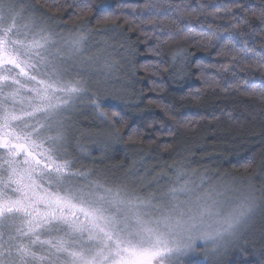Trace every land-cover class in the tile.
I'll return each instance as SVG.
<instances>
[{"label": "snow or ice", "instance_id": "obj_1", "mask_svg": "<svg viewBox=\"0 0 264 264\" xmlns=\"http://www.w3.org/2000/svg\"><path fill=\"white\" fill-rule=\"evenodd\" d=\"M65 7L68 4L61 0H42L43 11L32 7L25 19L26 31L22 40L10 41V29L0 27V80H12L18 86L13 95H19L21 101L27 100L20 113L9 114L0 99V164L5 162L6 157H14L8 162L21 166L22 174L27 177L26 189L29 190L20 207L0 201V217L5 212L15 211H22L28 217L29 230L24 235H31V239L27 243L20 241L16 249L17 258L12 264H43L44 261L48 264H66L60 253L70 257V264H193L191 257L198 255V249L203 252L208 264H211V260L221 264L220 257L227 251L241 222L251 211V203L242 201L225 212L219 199L222 191L212 188L197 192V179L203 183L204 176L197 169H189L182 163L172 169L173 176L159 198L139 195L126 183L108 184L89 172L74 171L69 153L73 137L68 117L75 101L85 98L88 86L82 79H67L64 65L67 59L84 55L89 33L81 31L58 38L50 18L61 13ZM94 7L98 24L117 20L123 15L129 30L140 28L145 36H148V32L141 25L156 24L153 32L160 34L154 35L157 43L149 51L157 57L162 56V46L170 41L183 37L193 43L191 38L199 37L194 41L197 45L216 49V56L231 57V69L221 65L229 86L264 103V85L249 81V77L256 73L264 81V6L259 9L243 3L228 6L231 15L230 19L225 18L227 23H216L220 18L213 13L211 20L205 16L197 22L200 28L211 30L202 32H196V24L184 20L187 9L180 10L179 4L176 5L179 18L159 11L152 12L151 9L156 7L155 0H148L142 6V13L135 15L140 7L138 5H120L118 12H109L103 6H94L93 0H81L73 15L79 18L93 12ZM125 7H130L132 13L126 14ZM37 12L38 16L33 15ZM238 13L253 16L259 13L260 31L251 33L261 37L258 45H249L248 21ZM165 21H175L177 31L165 29ZM221 29L237 36L242 46L238 48L230 36L222 38ZM121 47L126 55L134 52V46L130 44H122ZM101 52L104 53L103 68L107 79L116 74L120 63L112 56L107 44ZM5 65L10 68H5ZM188 67L187 52L142 65L145 72H151L154 76L167 72L174 82L185 78L182 73ZM197 67L201 68L200 76L204 78L202 69L216 65L197 64ZM12 69L24 79H13L8 75ZM150 83L153 90L163 87L157 80H150ZM204 83L210 87L219 86L215 80L210 82L205 79ZM24 91L29 95L24 96ZM202 92V88H197L195 93L189 95L198 100ZM2 97L3 85H0ZM86 98L91 101L97 119L107 129L105 148L125 139L128 143L141 140V130L129 127L126 115L119 106L105 105L95 96ZM149 103L160 107L167 120V123L160 122L161 128L166 129L169 136L175 134L172 122L190 129L197 119H205L203 116L178 118L170 105L152 99ZM9 115L15 124L10 123ZM213 119L218 117L213 116ZM154 123L150 121L147 127H153ZM121 129H127V132L121 135ZM78 151L85 153L86 149L79 145ZM74 177H83L84 183H78ZM69 243L78 244L79 248H70ZM37 244L48 246L47 249L41 247L45 255H38L33 250ZM85 245L88 247L85 248ZM86 251L89 254L86 255ZM0 264H6L2 237ZM236 264H240L238 259ZM260 264H264V260Z\"/></svg>", "mask_w": 264, "mask_h": 264}, {"label": "trees", "instance_id": "obj_2", "mask_svg": "<svg viewBox=\"0 0 264 264\" xmlns=\"http://www.w3.org/2000/svg\"><path fill=\"white\" fill-rule=\"evenodd\" d=\"M28 3L32 7L41 8L42 0H11L12 4ZM68 7L51 18L55 19L65 28H80L89 31L100 38H114L117 42V55L122 76L115 85L116 91L92 93L105 105H117L126 115L129 127L141 130V140L136 143H128L121 140L112 143L105 148L107 129L103 122L97 119L92 107L86 106L77 120V129L81 132V145L86 149L87 155L101 159V168L105 172H114L117 176H123L129 172H137L144 175L154 170H168L178 167L181 163L189 169H197L208 181L215 185H224L244 189L258 202L256 214L248 230L241 235L227 252L222 253L221 264H260L264 260V103L257 97H249L241 94L235 88L229 86V81L224 79L226 73L221 65L231 69L230 56H216V49L204 48L194 41L199 37H193V43L180 37L162 46V56L157 57L149 51L154 48L157 41L154 35H159L153 29L156 24H143L142 28L148 32V36L141 33L140 28L129 30V25L124 23V16L107 23L96 22L95 7L93 12L79 18L74 17L76 5L81 0H61ZM148 0H93L94 6H103L109 12H118L120 5H138L135 14L142 13V6ZM243 3L259 9L264 6V0H155L156 7L152 12L159 11L169 16L179 18L180 10L184 12V20L196 24L195 31H211L207 27L200 28L197 22L207 16L212 19L215 13L220 19L218 24H226L230 19L228 6ZM251 11V9L249 10ZM126 14L132 13L130 7H125ZM45 15H48L44 12ZM78 15V14H77ZM244 15L248 21L247 39L249 45L259 44L261 37L251 33L259 32L261 28L259 13L256 16ZM145 18H147L145 14ZM242 24L243 21L241 20ZM165 29L177 31L175 21H165ZM107 29V32L100 31ZM239 48L242 45L238 37L221 29V37H229ZM130 37V39H126ZM96 40V39H95ZM134 46L132 55H126L121 45ZM260 51L259 47L257 48ZM188 53L189 67L182 73L184 79L174 80L167 72H161L154 76L151 72H145L142 65L153 63L159 59H169L175 53ZM115 53V52H114ZM197 64H214L216 67H204V78H201V68ZM243 75V74H242ZM218 81L219 86H208L204 80ZM150 80H157L163 87L153 90ZM250 82L264 85V81L258 73L249 77ZM197 88H202L200 98L194 99L189 93H195ZM159 100L163 104L170 105L178 118L185 116L200 117L194 126L181 128L172 122L174 135L169 136L166 129L161 128V121L167 123L166 117L157 104L149 103V100ZM137 102L140 106L137 107ZM231 113V118L229 117ZM213 116L218 119H213ZM150 121L154 125L148 128ZM127 129H121V135ZM72 137L75 138L74 132ZM78 145V144H76ZM75 145V146H76ZM164 145H167L165 148ZM72 146L69 149L70 156L79 161L78 150ZM251 162L249 167H245ZM86 161L85 167L93 169ZM82 166H74V170L85 169ZM130 167L136 168L131 170ZM186 168V170H187ZM129 171V172H128ZM207 179V178H204ZM199 180L197 179L198 183ZM198 255L191 257L193 264H208L204 260L203 252L199 249ZM211 260V258H210ZM211 264H216L211 260Z\"/></svg>", "mask_w": 264, "mask_h": 264}, {"label": "rangeland", "instance_id": "obj_3", "mask_svg": "<svg viewBox=\"0 0 264 264\" xmlns=\"http://www.w3.org/2000/svg\"><path fill=\"white\" fill-rule=\"evenodd\" d=\"M24 9L23 12L21 9ZM31 5L25 2H20L17 4H12L11 0H0V27L10 29L8 33L9 40L14 39H24V33L26 29L24 28L25 19L29 14ZM33 15H39V12L33 13ZM51 26L58 34L59 37H68L71 34L76 32H87L89 33V40L86 44L84 55L82 57L78 56L72 59H67L65 61V69H66V78L75 80L82 79L87 83V92L84 94L85 98L77 99L74 103L73 110L70 112L68 117V123L71 125L70 132L71 134L74 132L75 138L71 140L72 146L81 145V132L77 129V118L80 116L81 111L86 107H92V103L87 96H94L92 93H98L109 91L111 93L116 91L115 85L122 76L120 74L121 69L117 70L116 74L106 79V73L103 68V57L104 53L101 52V49L107 44L109 51H111L112 56L118 60L117 55V42L114 38H105L101 39L99 35H94L89 31L82 30L80 28L70 29L65 28L55 19L50 18ZM28 38H31V34L28 35ZM96 39V40H95ZM15 47V46H14ZM115 52V53H114ZM5 68H10L9 65H5ZM12 76L13 79L23 80L22 76H17L14 69L7 73ZM0 85H3V97L2 103L4 105L5 111L9 114L12 113H20L22 107L27 105V100L24 99L21 101V97L19 95H13L14 91L18 87L12 80H0ZM24 96L29 95L26 91L23 92ZM10 123L15 124V121L11 120V115H9ZM78 150V148H76ZM80 158L79 161L73 160V168L74 166H82L85 167L86 161L89 162L88 165L92 166L93 169H89L87 167L85 169H79L74 171H86L94 176L101 177L108 184L113 183H126L129 185L130 189L144 197L155 196L157 198L160 197L161 191L164 186L167 185L169 179L172 178L173 173L171 169L168 170H159L158 172L151 171L150 173L146 171L144 175L141 173L129 172L123 176H117L114 172H105L100 164L101 159L95 158L87 155V152L80 153L78 151ZM9 159L13 158H5V162L0 164V201L7 202L15 207H20L22 202L24 201L26 194L28 193V189H26L27 177L22 174L20 168L21 166L16 163H9ZM131 170H135L136 168L130 167ZM174 169V168H173ZM150 176V177H149ZM207 179L203 180V183H196V191L201 192L205 190H209L212 188H217L222 191V195L219 197L221 201L222 209L227 212L230 211L233 207L241 204L242 201H246L252 204L251 211L247 216L244 217L241 222L237 235L235 238L231 239L229 243V247L239 240L238 238L244 234L246 230L252 224L254 219V215L256 214L258 202L255 201L248 192L244 189L237 187H230L224 185H215L211 184L208 181V177H204ZM78 183L83 184V177H74ZM155 211V210H154ZM28 217L22 211H15L12 213L5 212L3 217H0V237L3 238V250L5 254L6 264H12L13 260L17 258V247L21 240L27 243L28 240L31 239V235H24V233L28 232L29 224L27 223ZM62 235V233L60 234ZM41 247L47 249V245H39L37 244L34 247V251L37 252L38 255H45V252L41 251ZM68 247H77L78 244L69 243ZM88 245H85L87 248ZM227 249V251H228ZM9 251L11 255L9 256ZM52 251H55L54 249ZM226 251V252H227ZM225 253V252H224ZM86 255L89 254L87 251ZM66 264H70V257L67 256L66 253L59 254ZM43 264H48L47 261H44ZM59 264V262H58Z\"/></svg>", "mask_w": 264, "mask_h": 264}]
</instances>
